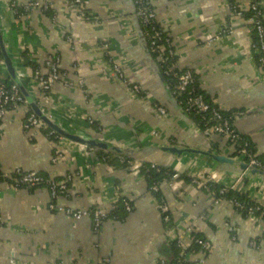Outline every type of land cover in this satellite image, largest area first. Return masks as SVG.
<instances>
[{"label":"crops","instance_id":"1","mask_svg":"<svg viewBox=\"0 0 264 264\" xmlns=\"http://www.w3.org/2000/svg\"><path fill=\"white\" fill-rule=\"evenodd\" d=\"M41 1L52 8H32L20 15L8 0H0V28L24 88L44 113L68 132L109 143L134 159L171 166L188 177L223 170L222 183L234 182L243 171L238 164H217L201 154L179 158L161 150L167 145L209 150L211 145L193 120L185 119L169 101L156 74L158 59L140 42L131 0H83V20L67 0ZM148 1L171 38L179 67L193 70L210 99L236 113V129L257 156H264V73L246 18L233 15L227 0ZM260 1L264 9V0ZM236 2L246 10L250 4ZM139 25L142 29L140 21ZM209 35L219 38L209 44ZM50 56L59 58L62 79L46 100L33 80V65L43 66ZM114 64L141 86L142 94L118 77ZM5 78L11 80L7 70ZM26 116L25 106H14L2 121L3 172L22 168L56 179L72 175L67 193L54 201L57 206L101 207L112 213L126 197L133 209L95 231L90 217L77 220L51 209L53 200L45 186L17 188L2 182L0 264H101L105 258L107 264H159L171 254L175 229L187 227L212 245L203 264H264V217L243 216L226 199L215 203L207 191L192 190L190 181L181 179L179 188L173 181L160 186L171 208L170 227L141 174L109 164L95 150L100 148L27 132L22 126ZM212 140L220 150L217 154L237 160L227 139L215 135ZM58 150L61 157L55 163ZM237 190L264 209V174L249 172ZM202 214H207L205 220Z\"/></svg>","mask_w":264,"mask_h":264},{"label":"built area","instance_id":"2","mask_svg":"<svg viewBox=\"0 0 264 264\" xmlns=\"http://www.w3.org/2000/svg\"><path fill=\"white\" fill-rule=\"evenodd\" d=\"M9 6L19 13L18 8H23L25 11L38 8L43 10H49L52 8V4L48 1L30 0L27 3L18 4L17 0H8ZM70 8L75 7L79 10V18L83 20L85 17V5L83 0H67ZM136 6V14L141 23L142 28L145 29L144 35L149 46V50L157 54V59L160 67L164 70V74L172 76L176 79L175 89L172 90L173 95L186 94V98L178 103L183 107L185 105L191 113L200 115L203 120L208 119V115H211L210 121L205 124V127L201 130L208 141H210L215 135H220L227 139V141L235 148V158L238 161L245 162L248 165L246 170H243L236 175L232 184L228 185L222 183L225 177L223 170H209L205 173H194L190 177L189 187L192 190H205L215 200V203L223 200L217 196V191L213 185H221L219 189L220 194H224L229 190H237L238 186L243 182L249 173L250 168H256L264 172V156H257L250 149L249 142L245 140L241 133L236 129L234 122L231 121V117L227 118L223 114V109L217 103H211L207 101L203 94H194V84L196 81V74L191 69H182L179 67L176 60L177 51L172 45L169 34L157 23V15L155 9L148 0H134ZM227 3L235 16H243L250 24L252 30L255 33V40L253 42V51L257 57L258 64L264 73V9L260 0H250L248 9H244L236 2V0H227ZM248 13L249 15H246ZM219 35H209L207 37V43H212L217 40ZM6 66L4 59L0 60V126L2 121L11 107L23 105L27 108V116L22 123L23 128L28 132H32L35 135L37 132H44L47 136L51 137L53 133H56L49 128L38 115L30 109L26 98L21 92L18 84L9 81L5 78ZM114 70L118 77L125 81L132 90L137 94H142V88L136 84L134 80L129 78L125 71L121 69L118 64H114ZM18 78L23 83V78L18 73ZM62 79V73L60 71L59 58L56 56H50L47 58L45 64L38 69H33V80L38 85L43 99H49L53 85ZM83 81H80L82 84ZM177 99V98H176ZM178 100V99H177ZM30 107V108H29ZM161 113H165L166 110L163 107L159 108ZM49 116V115H48ZM50 117V116H49ZM91 122V120H89ZM213 122L212 124L209 122ZM56 137H62L60 135ZM127 155H122L120 161L124 162ZM61 157L59 150L56 152V156L53 158V162H57ZM131 157V156H130ZM134 159V158H133ZM157 163H152V167H156ZM144 167L143 161L134 159L131 162V169L135 173L140 174L141 169ZM182 173L176 172L172 177V184L174 188H179L184 183ZM72 175H69L65 179H56L53 177L44 176L35 170H24L22 168H16L11 172H3L0 167V184L7 182L14 187H21L22 185L36 187L43 185L50 192L53 202L50 204L51 209L62 211L66 215L74 219H82L84 217H90L93 221L95 231H100L102 225L107 220L116 219V214L109 213L106 209L101 207H94L92 209H74L69 206H57L54 202L60 195L66 194L68 191L69 183L72 181ZM152 191H158L159 186H152ZM225 200V199H224ZM241 215L246 213V217L262 218L264 216V209L259 202L254 203L252 206H247L245 203L236 199L227 200ZM123 204L126 211L130 212L133 209L131 200L123 197ZM159 209L163 215L164 222L171 227L172 225V213L169 204L165 199L158 200ZM256 212H260V215H256ZM202 219L207 218V214H202ZM175 229V227H172ZM233 228H231V231ZM171 236V241L176 242V246L179 250L178 256L174 261L168 258H161L159 264H203L205 258L212 252V245L210 241L205 238L199 237L198 231L193 227H187L184 230L177 231ZM194 245H199V251L194 250ZM108 258L103 260L101 264H107ZM60 264H66L61 262Z\"/></svg>","mask_w":264,"mask_h":264},{"label":"trees","instance_id":"3","mask_svg":"<svg viewBox=\"0 0 264 264\" xmlns=\"http://www.w3.org/2000/svg\"><path fill=\"white\" fill-rule=\"evenodd\" d=\"M24 12V9L23 8H19V13H23ZM246 15H249L248 13H246ZM143 29V32L145 31L144 28ZM151 55L155 58H157V54L154 53V52H151ZM4 57H3V54H2V51L0 49V60H3ZM34 69H38L40 68L41 66L40 65H36L34 64L33 65ZM160 67V65H159ZM167 83L169 84V86L172 88V90L175 89V86H176V79L172 76H169V75H166L164 74V70L160 67ZM194 94H203L205 99L209 102H213L210 97L203 91V89L200 87V84L196 78V81H195V84H194ZM186 94H182V95H177L176 98L178 99V101H182L186 98ZM214 103V102H213ZM183 108L184 110L186 111V113L189 115V117L191 118V120H193V122L198 126V128L200 130H202L204 127H205V124L210 121V118H211V115H208V119L206 120H203L202 117L200 115H195L194 113H191L190 111H188L187 107L185 105H183ZM223 114L228 118L231 117V121L234 122L235 120V116H236V113L234 112H231V111H222ZM209 123H213L212 121L209 122ZM47 132H50L51 129L50 128H47L46 129ZM58 136L57 133H53L51 135V137H56ZM241 136L247 140L249 142V145H250V149L251 151L252 150V145L250 143V141L241 134ZM210 145L211 147L209 148V150L211 152H214V153H220V150L217 148V145L214 143V141L211 139L210 140ZM100 157H105L107 159V162L113 166H123L125 168H127L128 170L131 169V162L134 161V159L130 156H124L125 157V161L124 162H121L120 161V157L122 155L120 154H117V153H114L112 151H107V150H102V149H95ZM144 164V167L141 169V175L147 180L150 188H152V186L154 185H158L159 186V190L158 191H153V194L154 196L157 198V200H161L163 198V193H162V190H161V184L166 182V181H171L172 180V177L173 175L177 172L175 171L171 166H166V165H162V164H158L156 165V167H152V163H148V162H143ZM42 174V173H41ZM44 175V174H42ZM44 176H47V175H44ZM182 178L183 179H186L187 181L189 180L190 181V178L186 175V174H183L182 175ZM41 186V185H39ZM215 186L214 189L217 191V196L222 198V199H236L240 202H243L245 203L247 206H253L255 201L251 200L245 193H242L240 190H229L227 191L226 193L224 194H220L219 193V189L221 188V185H213ZM21 187H29V188H33L31 186H26V185H22ZM37 187V186H36ZM131 205L133 206L132 202H131ZM122 211H126V208L123 204V197H121L119 203L116 205V207L113 209L112 213L116 214V219L120 218L121 215H122ZM256 215H260V212H256ZM243 216H246V213L243 215ZM264 217V216H263ZM198 235L199 237H202V238H205L204 236H202L200 233L196 234ZM170 250H171V254L167 257L169 260H173L178 256V248L176 246V242L175 241H171L170 243ZM194 250L195 251H199L200 249V246L199 245H194Z\"/></svg>","mask_w":264,"mask_h":264},{"label":"water","instance_id":"4","mask_svg":"<svg viewBox=\"0 0 264 264\" xmlns=\"http://www.w3.org/2000/svg\"><path fill=\"white\" fill-rule=\"evenodd\" d=\"M131 1H132V5H133V9L131 11V14L133 15L134 23L136 24V29H137V32L139 35L140 42H141L145 52L150 54V50H149L148 43L146 41V37H145V35H144L140 25H139V19H138V16L136 14V6L134 3V0H131ZM0 49H1L3 57H4V62H5L7 72L9 74V76L11 77L12 81L15 82L16 84H18L21 92L23 93L24 97L26 98L31 109L38 115V117L50 129H52L58 135L65 137L66 139H68L70 141H73V142H76L79 144H83L86 146L104 149L107 151H113V152L118 153L120 155L129 156L128 154H125V152H123V150L119 149L118 147L111 146L109 143H106L104 141H97L96 139L86 138V137H83V136L78 135V134L70 133L67 130H65L63 127H61L58 123L53 121L46 113L43 112L41 107L34 100L33 96L24 88L23 84L19 80L18 72H17V69L14 65L13 59L9 55V53L6 49L4 39H3V35L1 33V28H0ZM156 74H157V77L159 78L161 84L165 88L171 104L179 111V113L185 119H189L190 118L189 115L186 113L184 108L178 103V100L173 95L172 88L167 83L160 67L156 68ZM161 150H163L164 152L170 153L174 156H177L179 158L186 153L201 154V155L209 157L210 159H212L217 164H221V165H223V164H226V165L238 164V165H240L242 170H246L248 168V165L245 162L237 161V160L233 159L231 156L224 155V154H217V153L211 152L210 150H203V149H197V148H192V147H179L177 145L163 146V147H161ZM248 170H249V172H252L254 174L255 173L264 174L263 171L256 169V168H250Z\"/></svg>","mask_w":264,"mask_h":264}]
</instances>
